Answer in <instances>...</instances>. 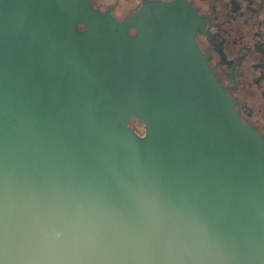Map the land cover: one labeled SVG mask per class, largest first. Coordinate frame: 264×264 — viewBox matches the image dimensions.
<instances>
[{
	"label": "water",
	"instance_id": "1",
	"mask_svg": "<svg viewBox=\"0 0 264 264\" xmlns=\"http://www.w3.org/2000/svg\"><path fill=\"white\" fill-rule=\"evenodd\" d=\"M199 28L184 0H0V264H264V138Z\"/></svg>",
	"mask_w": 264,
	"mask_h": 264
},
{
	"label": "flooded vegetation",
	"instance_id": "2",
	"mask_svg": "<svg viewBox=\"0 0 264 264\" xmlns=\"http://www.w3.org/2000/svg\"><path fill=\"white\" fill-rule=\"evenodd\" d=\"M87 1L95 12H109L124 22L144 2L174 0ZM184 1L200 19L195 39L217 81L242 121L264 138V0ZM76 29L83 31V24ZM127 34L133 36L135 29L129 28Z\"/></svg>",
	"mask_w": 264,
	"mask_h": 264
},
{
	"label": "trees",
	"instance_id": "3",
	"mask_svg": "<svg viewBox=\"0 0 264 264\" xmlns=\"http://www.w3.org/2000/svg\"><path fill=\"white\" fill-rule=\"evenodd\" d=\"M129 124H131L133 126V128L135 129L136 133L139 136H141L143 134V130H142L141 126H137L134 119L132 121H130Z\"/></svg>",
	"mask_w": 264,
	"mask_h": 264
}]
</instances>
